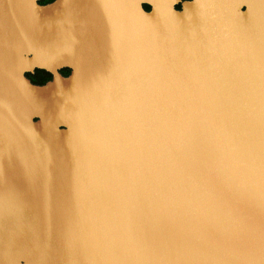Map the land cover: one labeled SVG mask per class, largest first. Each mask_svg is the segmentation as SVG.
<instances>
[{
	"label": "water",
	"instance_id": "1",
	"mask_svg": "<svg viewBox=\"0 0 264 264\" xmlns=\"http://www.w3.org/2000/svg\"><path fill=\"white\" fill-rule=\"evenodd\" d=\"M41 1L0 0V264H264V0Z\"/></svg>",
	"mask_w": 264,
	"mask_h": 264
},
{
	"label": "trees",
	"instance_id": "2",
	"mask_svg": "<svg viewBox=\"0 0 264 264\" xmlns=\"http://www.w3.org/2000/svg\"><path fill=\"white\" fill-rule=\"evenodd\" d=\"M51 1H53V0H43V1H41V3L44 4V3L51 2ZM146 8L149 9V6L146 5ZM67 71H69V69H65L63 71V74L66 75ZM27 76L34 83H37V84H43L47 80L51 79V76H49L45 70H41V69L36 70L35 73H29Z\"/></svg>",
	"mask_w": 264,
	"mask_h": 264
},
{
	"label": "flooded vegetation",
	"instance_id": "3",
	"mask_svg": "<svg viewBox=\"0 0 264 264\" xmlns=\"http://www.w3.org/2000/svg\"><path fill=\"white\" fill-rule=\"evenodd\" d=\"M183 1H185V0H183ZM181 6H182V5H181V4H179V5H178V8L180 9V8H181ZM64 70H65V69H64ZM64 70H62V74H63V71H64ZM46 72H47V71H46ZM69 72H70V70H69V71H67V74H66V75H68V74H69ZM47 74H48L49 76H51V78H52V74H51V73L47 72ZM49 80H50V79H49ZM47 81H48V80H47ZM47 81H46V82H47Z\"/></svg>",
	"mask_w": 264,
	"mask_h": 264
}]
</instances>
